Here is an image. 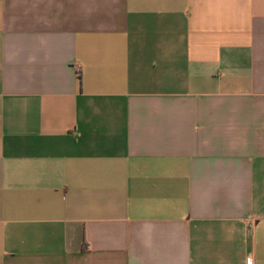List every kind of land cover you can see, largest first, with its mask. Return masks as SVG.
<instances>
[{"label": "crops", "instance_id": "crops-1", "mask_svg": "<svg viewBox=\"0 0 264 264\" xmlns=\"http://www.w3.org/2000/svg\"><path fill=\"white\" fill-rule=\"evenodd\" d=\"M264 264V0H0V264Z\"/></svg>", "mask_w": 264, "mask_h": 264}, {"label": "built area", "instance_id": "built-area-1", "mask_svg": "<svg viewBox=\"0 0 264 264\" xmlns=\"http://www.w3.org/2000/svg\"><path fill=\"white\" fill-rule=\"evenodd\" d=\"M245 264H253L252 255L251 254L247 255V257L245 259Z\"/></svg>", "mask_w": 264, "mask_h": 264}]
</instances>
